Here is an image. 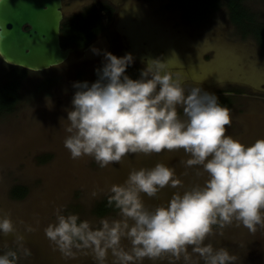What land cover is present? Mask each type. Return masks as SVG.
<instances>
[{
  "label": "clouds",
  "instance_id": "clouds-1",
  "mask_svg": "<svg viewBox=\"0 0 264 264\" xmlns=\"http://www.w3.org/2000/svg\"><path fill=\"white\" fill-rule=\"evenodd\" d=\"M90 51L101 57L94 68L97 78L72 82L75 91L61 118L67 122L64 147L70 156H90L104 168L130 154L182 149L188 156L184 166L197 168L204 178L150 210L143 196L155 198L182 181L162 163L133 169L122 184L108 189L107 204L118 210V219L104 218L93 226L77 214L57 211L44 229L46 238L65 257L84 252L96 264H107L109 255L112 264H143L146 258L190 264L193 255L204 264H233L236 258L226 248L214 249L205 240L213 225L236 222L250 232L264 226V139L245 145L225 135L229 109L213 92L192 88L186 93L167 60L142 58L144 67L133 79L127 74L132 53L116 56L95 46ZM13 233L12 221L0 217V235ZM16 240L23 247V237ZM17 259L9 251L0 255V264Z\"/></svg>",
  "mask_w": 264,
  "mask_h": 264
},
{
  "label": "rangeland",
  "instance_id": "rangeland-1",
  "mask_svg": "<svg viewBox=\"0 0 264 264\" xmlns=\"http://www.w3.org/2000/svg\"><path fill=\"white\" fill-rule=\"evenodd\" d=\"M92 1L97 2L64 0V17L82 11V5ZM113 1L118 6L132 7L135 10L133 14L122 12L120 19L123 21L118 23L123 27L125 20H132L128 22L129 26H138L140 30L143 28L141 33L135 34V40L143 43L147 39L152 41L144 31L155 30L146 21L150 22L156 29H160L153 41H162L161 44L165 42V48L162 45L163 52L169 53L168 48L170 49L172 57L167 56L168 64L175 65L176 61L178 64H200L196 65L192 74L201 77L202 84H210V71L206 69L199 74L197 68L200 71L206 67L215 69L218 64L227 73L234 68L243 70L250 67L255 71L258 70L257 65L261 66L260 69L264 68V52L257 47L251 36L245 39L241 37L239 30L230 23L225 6L212 13L202 30L184 23L180 8L170 0ZM242 3L256 23L264 24V0H244ZM191 38L205 40L206 49L201 52L198 45L187 49L184 41ZM132 42L134 46L135 42ZM94 46L107 50L106 39L101 38ZM123 47L115 49L117 56H123L125 51L134 53V61L150 56L143 50L138 51L139 48L131 52ZM157 54L155 52V56L150 57L155 58ZM158 58L166 60L163 55ZM204 58H209V61H204ZM100 64L101 57L88 50L83 53L74 52L67 62L59 66L41 71L30 70L22 80L18 103L11 111L0 112V217L9 218L14 227L13 234L0 235V255L9 251L16 252V264H96L92 255L84 252H77L74 258L65 257L46 238L44 229L55 221L57 211L63 215L77 214L93 226H99V221L104 218L118 219V211L97 217L91 210L96 202L108 194L111 185L122 184L133 169L151 168L162 163L173 168L182 181L181 187H165L155 198L143 196L144 204L150 210L165 203L173 192H182L203 182L204 177L197 174V168L184 166L183 161L188 156L182 149L130 154L120 162L104 168L90 156L76 159L70 156L64 147L67 136L64 127L67 122L61 118L66 117L65 109L70 106L75 91L72 82L93 81L94 68H98ZM9 68L0 58V79L4 78ZM175 69L180 68H169L171 72ZM179 72L181 71H177L176 76H179ZM192 74L189 73L191 76ZM191 76L181 80L186 93L192 88H204L198 83H192ZM208 91L220 97L218 89ZM263 96L251 93L232 95L231 102L226 107L229 109L231 123L225 126V135L245 145L264 139ZM177 112L184 119L181 106L177 107ZM16 185L27 188L24 197L11 196L10 190ZM17 236L23 237V247L19 246ZM122 243L125 247L128 246L127 241ZM205 243L211 244L214 249L226 248L236 258L233 264H264V226L258 225L255 232H250L236 222L223 227L213 225L212 234L206 238ZM107 264H112L111 255L107 258ZM143 264H168V260L151 261L146 258ZM177 264H183V261ZM190 264H204V261L193 255Z\"/></svg>",
  "mask_w": 264,
  "mask_h": 264
},
{
  "label": "water",
  "instance_id": "water-1",
  "mask_svg": "<svg viewBox=\"0 0 264 264\" xmlns=\"http://www.w3.org/2000/svg\"><path fill=\"white\" fill-rule=\"evenodd\" d=\"M63 3L64 0H0L1 60L9 65L31 71H41L67 62L76 49L64 48L61 45L60 28L65 16ZM129 37L135 42L134 49H136L138 40H135L136 37L133 38L131 34ZM93 46L94 44L91 43L86 51ZM145 48L151 56L152 52L147 46ZM153 49L161 50L162 47L156 42V47ZM160 55L166 60L167 56L172 57L170 52L166 53V51ZM184 65L185 63L178 64L177 61L175 65L168 64L169 68L181 69L178 76L180 80L187 77L183 72ZM194 65L197 64L190 65L191 74L196 67ZM172 73L177 74L176 71ZM193 75H190L192 80L201 81V77Z\"/></svg>",
  "mask_w": 264,
  "mask_h": 264
},
{
  "label": "trees",
  "instance_id": "trees-1",
  "mask_svg": "<svg viewBox=\"0 0 264 264\" xmlns=\"http://www.w3.org/2000/svg\"><path fill=\"white\" fill-rule=\"evenodd\" d=\"M182 9V17L192 24H202L208 21L215 11L222 6L228 9L230 22L245 37L251 34L255 37L260 47L264 49V24H258L253 16L243 6L244 0H173ZM94 5L85 7L82 11L64 17L61 22L60 37L62 47H74L78 50L87 46L104 29L101 10ZM3 79H0V112L11 111L20 99L22 80L30 70L20 66L7 64ZM140 67L130 66L127 74L133 79L138 76ZM94 74L93 81L96 79ZM231 102L230 97L219 99L222 107H227ZM27 188L22 185L13 186L10 194L13 198H22L27 194ZM108 195V194H107ZM107 195L96 202L91 212L97 217H103L118 211L108 206ZM81 219V218H80ZM82 220V219H81Z\"/></svg>",
  "mask_w": 264,
  "mask_h": 264
},
{
  "label": "flooded vegetation",
  "instance_id": "flooded-vegetation-1",
  "mask_svg": "<svg viewBox=\"0 0 264 264\" xmlns=\"http://www.w3.org/2000/svg\"><path fill=\"white\" fill-rule=\"evenodd\" d=\"M170 1H173V0H170ZM173 2H175V1H173ZM175 3L178 6L177 2H175ZM90 5H94L97 8L104 7L101 10V14L103 16L102 20H103L104 29L91 42H89V44L87 46L83 47L80 50L75 48L76 49L75 52H78V53L85 52L86 48L91 43L95 44L103 37L106 39L107 51L112 52L114 55H116L115 49L118 46H121V47L124 46L123 48H126L127 50H130L131 52H134L135 50H137L139 48L138 51L143 50V52H145V53L147 52L149 54V52L145 48V46H147V48H149L148 50H150L152 52L151 55L155 56V52H156V54L158 53L155 58L159 57L160 54H163L165 52V51L163 52V48H165L166 44H165V42H164V44L163 43L161 44L160 42H162V41H159L160 46L161 47H162V45L164 46L161 50H157V49L154 50L153 49V47H156V42H154L153 40L156 39L157 33H160V29H156V26L152 25L148 21H146V22L149 23V25L151 27L155 28V30H153L155 32H153L152 30L149 31L146 29H144V31L148 33V36L152 41L147 39L148 40V41H146L147 43L146 42L143 43V41L140 42V40H139V42H136L137 48L134 49L135 45L133 46L132 40L130 39L129 36L131 34V36H133V38L136 37L135 34H137L138 32L141 33L143 28L140 30L138 26H135L134 28L129 26L128 22H132V20L128 21V20L124 19L125 21H124L123 27L120 26L121 24H118V23L123 21L122 19H120V17H122V12L125 13V11H127L130 14L131 13L133 14L135 12V10L132 7H126V6L124 7L123 5L118 6V4H116L113 0H97V2L92 1L90 3L89 2L84 3L82 5L81 10H83L85 7H88ZM140 9H141V7H140ZM140 9L138 8V10H140ZM180 10H181V16H182V9L180 8ZM183 22L186 23L188 26L196 28V29H202L203 30L206 27V26H203V25H205L206 22H204L202 24H192V23L186 21L184 18H183ZM249 36H251V38L253 39V41L257 45V47L262 49V51L264 52V49L259 46V44L257 43V41L253 35L248 34L245 37H243L241 35V37L243 39H245ZM184 38H186V37H184ZM187 40L188 39H186L184 41L187 44V49H189V48L193 49L195 45L196 46L198 45L201 47V49L199 48V51H201V52L206 49L207 42L204 43L205 40L204 41L203 40L198 41V40H192V38H191V40H188V41ZM169 42H172V41H169ZM148 44H149V46H151V45L152 46L149 47ZM144 48H145V51H144ZM168 50L170 52L169 48H168ZM167 52L168 51H166V53ZM125 53H127V52L125 51ZM193 53H195V52H193ZM132 54H134V53H132ZM139 54H140V52H139ZM203 54H206V53L203 52ZM250 55L252 56L253 54L250 53ZM206 60L209 61V58H207V59L204 58V61H206ZM134 62L135 63H133L132 66L140 67V68L144 67V63H142V60L140 58L135 60ZM192 64H197V66L200 65L198 63H192ZM253 64H255V61L253 62ZM190 65L191 64H189V63H185V65H184L183 72H185V74L187 76L186 78H189V76H190L189 75L190 67H191ZM257 66H258L257 71H255V69H251L250 67H247V68H244L243 70H241L239 68H234L233 70H230L231 71L230 73L224 72L218 66H216L215 69H211L210 67H206L203 70L205 71L206 69H208L210 71L209 72L210 77H211L210 78L211 79L210 84H204V83L202 84L201 81H194V80H192L191 82L194 84L198 83L200 86L204 87L203 88L204 90H207V91L209 89H218L219 93H220L219 99H221L223 97H230L231 98L232 95H235V94L246 95V93L264 95V68L260 69L261 66L260 65H257ZM194 68H196V67H194ZM199 69L200 68H197L198 72H200L199 74L204 73V72L200 71ZM180 70L181 69H175L176 72L180 71ZM193 70H196V69H193ZM232 86H235V87L232 88ZM263 98H264V96H263Z\"/></svg>",
  "mask_w": 264,
  "mask_h": 264
},
{
  "label": "bare ground",
  "instance_id": "bare-ground-1",
  "mask_svg": "<svg viewBox=\"0 0 264 264\" xmlns=\"http://www.w3.org/2000/svg\"><path fill=\"white\" fill-rule=\"evenodd\" d=\"M133 43V42H132Z\"/></svg>",
  "mask_w": 264,
  "mask_h": 264
}]
</instances>
